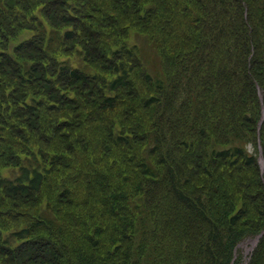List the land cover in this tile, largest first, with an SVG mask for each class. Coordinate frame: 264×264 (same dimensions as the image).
<instances>
[{
  "label": "rangeland",
  "instance_id": "rangeland-1",
  "mask_svg": "<svg viewBox=\"0 0 264 264\" xmlns=\"http://www.w3.org/2000/svg\"><path fill=\"white\" fill-rule=\"evenodd\" d=\"M49 1L0 0V30H7L0 50L12 69L6 67V79L17 73L24 75L35 62L40 65L37 49L17 52L16 48L25 45L32 33L42 37L41 22L49 34L52 29L61 35L69 29ZM61 1L72 14L80 10L78 0ZM126 1L127 12L114 6L109 17L117 21L111 27L120 24L119 42L135 48L138 57L131 61L135 73L131 86L118 94L115 108L102 109L99 97L85 98L79 95L81 88H74L67 94L75 97V102L63 100L57 110L50 109L57 93L43 89L47 87L43 78H50L47 72H38L30 83L18 79L6 87L17 111L6 104L10 113L0 120V127L3 120L11 122V130L6 124L2 131L10 144L0 141V177L14 178L21 164L33 155L43 169L44 182L40 192L32 196H0V264H196L201 238L191 230L187 210L175 205L166 189L169 168L181 176L177 178L189 194L207 199L210 216L218 225H226L231 215L250 203V220L231 241L225 264L248 260L259 243L254 246L252 241L264 228L251 240L245 236L252 231L249 223L264 225V215H257V201L261 195L264 198V0ZM102 2L95 0L93 4ZM184 4L188 15L177 16V9ZM148 7L156 11V17L169 19L166 31H160L164 29L157 28L155 20L131 22V13L148 16ZM172 10L176 13L169 15ZM94 13L89 9L84 12ZM95 17L83 21L98 33L102 20L98 12ZM146 27L162 33L150 41ZM104 31L107 33L106 28ZM43 38L40 46L45 48L49 35ZM119 42L110 41L114 44L111 49ZM63 46L57 50L58 60H81L77 54L66 56L69 47ZM3 59L0 57L1 63ZM122 59L126 57L116 60ZM105 64L108 67L109 63ZM96 65L88 67L91 78L110 81L115 77ZM146 72L163 79V95L141 78ZM94 88L101 86L95 83ZM159 95L158 103L145 106L149 97ZM39 100L45 102L39 114L16 118L25 112L19 111L23 103L35 105ZM15 126L18 128L12 129ZM156 130L164 144L147 157L146 151L157 141L151 135ZM117 135L132 137L133 146L114 145L111 138ZM235 145L254 157L252 167L241 161L233 166L231 160L212 165L202 156L206 151ZM144 160L159 178L145 177L140 167ZM40 216L51 217L63 228L55 245L49 241H55L56 235L49 230H37L27 241L11 237ZM45 240L49 248L43 245ZM5 242L23 246L25 252L21 248L11 261L1 250ZM40 244L46 254L34 259L26 247L32 246L36 253Z\"/></svg>",
  "mask_w": 264,
  "mask_h": 264
},
{
  "label": "trees",
  "instance_id": "trees-1",
  "mask_svg": "<svg viewBox=\"0 0 264 264\" xmlns=\"http://www.w3.org/2000/svg\"><path fill=\"white\" fill-rule=\"evenodd\" d=\"M45 2L46 0H42ZM95 0H78L80 4V10L75 12L76 14H72L69 8H66L65 3L61 0H50L51 8L54 9L55 12L59 13L61 17V22L69 27L66 30L65 34H59L55 29H52V33L49 34L50 31H47L46 25L41 22V34L42 37L39 38V34L32 33V37L28 39L29 41L25 45H18L17 52L22 50H36L38 59L37 61L40 65L32 64L31 67L27 68L24 72V75L21 74H13V79H6L7 77V69L12 70L11 67L7 64L10 63L9 59L5 57L4 52L0 50V57L4 58L3 63L0 62V75L3 77L0 78L2 84H0V120L3 115L10 110V106L6 104L12 105V111L16 110V101L11 98V92L9 93L6 89L7 85L12 83L11 81H17L20 79L22 83H30L33 80V76H35L38 72L41 74L43 72H47L50 75V78L45 80L47 83V87L43 89H47L50 92L57 93L54 96L55 100H51V104L49 105L50 109L57 110L59 108L60 103L64 102L67 104H72L77 99L75 97H70L67 94L68 89L81 88L82 91L79 95L85 96V98H93L99 97L100 104L102 109H113L119 103L118 94H124L126 90L131 86V79L134 78V68L132 62L134 58L138 57L137 51L134 49H130L127 45L120 43L117 38V33L119 32V28H121L120 24L111 27V24L114 21H117L115 18L109 17L114 12L115 5L117 7L120 6V9L124 8L126 12L128 8H126L127 1L126 0H103L102 3H94ZM153 2H157V0H152ZM185 1V0H179ZM186 2V1H185ZM69 4L68 2H66ZM46 7V5H43ZM74 8V7H72ZM94 11V15L87 14L84 12L86 10ZM2 10V5L0 4V11ZM76 10V9H73ZM148 16H144L140 12L131 13L129 16L131 22H151L153 20L156 21L157 28L162 27L164 30L159 29L160 31L167 30V24L169 19H163L156 17V11L152 10V8L145 9ZM96 12H98L101 16L102 22L99 23L98 28L101 32H94L90 27H86V23L83 21L84 19H90L93 21ZM109 12V15L106 14ZM176 11H168L169 15H174ZM177 16L183 14L187 16L189 10L187 6L180 5V8L177 9ZM108 15V16H107ZM71 16V17H68ZM106 19V22L104 23ZM237 22V20H235ZM242 25L245 26V22L242 21ZM104 28L107 29V33H105ZM147 31L146 35L148 36L150 41H153L155 38L159 37L162 32L156 31L157 28L154 27H146ZM7 30H0L1 39L7 38L5 34ZM46 33L49 35V43L45 48H42L44 36ZM43 38V39H42ZM106 39V42L103 43L102 39ZM42 39L41 41H39ZM31 41V42H30ZM112 41L114 44L119 42L118 47L114 50L111 47L114 45L110 44ZM39 42V43H38ZM40 43L42 46H40ZM56 45V47H53ZM65 45L69 47V50L66 49L67 55L77 54L81 60L74 62H70L67 58L58 60L57 59V50L58 48H62ZM45 49H48L47 54ZM100 49H103L101 52ZM80 50V51H78ZM43 53H42V52ZM16 52V53H17ZM104 52L106 54H104ZM35 54V52H32ZM121 56H125L126 59H119ZM30 57V56H28ZM48 58L53 62L45 59ZM115 58V59H114ZM102 59V60H101ZM48 62L50 64L47 66L45 63ZM131 63V67L127 66L128 63ZM105 63H109L108 67ZM96 64H99L101 68H104L106 71L111 74H115V77L110 80H100L98 78H91V73L88 71V67H95ZM7 67V69H6ZM145 83L148 84L151 88L157 90L160 95H163L166 91L164 88L163 79H156L150 73H145L144 77ZM94 79V80H93ZM95 83L101 86L100 88L91 89ZM64 87L61 89L60 87ZM69 87V88H66ZM49 88V89H48ZM160 95L158 97L151 96L146 102L145 106L150 107L159 102ZM19 103V102H18ZM23 110L21 108L19 111H25L23 114H18L16 118H26L27 116H33L34 114H39L42 111V108L45 106V102L43 100L37 101L35 105H25L23 103ZM6 106V107H5ZM4 111V113L2 112ZM6 111V112H5ZM10 113V112H8ZM9 114V118L12 117ZM37 116V115H36ZM40 119V115L37 116ZM25 120V119H24ZM26 121H24L25 123ZM11 122L2 121L3 127H0V141L7 142L8 139L3 138L2 131L5 130V125L8 124L7 129H9V124ZM23 123V124H24ZM13 126V125H12ZM18 128L17 126L12 129ZM11 130V129H9ZM202 132L205 133L204 130ZM224 134V132H222ZM155 139L154 145L146 151V156L148 157L150 153H155L159 148V146L164 144V138L161 137V133L156 130L152 132ZM206 135V133H205ZM229 136L233 137L229 134ZM233 139H239V136L233 137ZM111 142L116 145H125L126 148L130 149L133 146V140L130 136H120L111 138ZM3 153V151H0ZM202 156H204L212 165L219 163L220 161L231 160V164L236 166L239 161L241 164L246 167H252L255 164V159L253 156H250L241 146H233L226 149H212L211 151H206ZM145 159V158H144ZM169 159V158H168ZM37 157H31V160L28 159L21 164L18 175L12 179L1 178L0 177V196L7 197H16V196H32L40 192L41 186L44 182V174L43 169L39 167L37 163ZM164 160V159H163ZM143 174L145 177L150 179L159 178L158 172L153 168L152 165L148 163V161H142L140 165ZM206 174L209 172L206 170ZM168 180L166 181V189L172 195V201L175 205H179L182 209L187 210V222L193 230L200 238L201 244L199 246V250L197 252V262L196 264H225L231 241L236 237L237 231L249 222L248 211L250 207V203L244 204L238 212L231 215L228 218V223L226 225H218L216 224L209 213V207L207 199L203 196L192 195L187 192V187H184L183 182L177 177H181L176 175L173 172L172 168L167 170ZM167 178V176H166ZM161 189V188H160ZM64 195H69V191H62ZM261 195V193H260ZM258 203V216L264 215V198L261 195L257 201ZM249 229L252 231L248 233V239H253L255 234L264 228V225H260L258 221L251 222L248 224ZM253 228V229H252ZM63 228L61 226H56L55 220L51 217L40 216L36 221L31 224L30 227H25L17 232H14L11 237L19 238L22 240H30L32 234L37 230H49L52 231L56 235L55 241H49L52 246L57 243V240L63 236ZM144 232V231H143ZM244 237V238H245ZM93 242L94 246H98L97 241H94L92 238H89ZM47 240L43 241L44 246H50ZM30 244V241H29ZM42 244L38 246L36 253H33L32 246L26 247L27 252L32 253V258L37 259L38 257L44 256L46 254ZM2 251L6 252V255H9L10 260L12 261L16 256L17 252L23 248V246L13 247L10 245V242H5L1 244ZM24 252L25 249L23 248ZM66 253V251L64 252ZM234 264H264V234L260 238L259 243L252 251L251 256L248 260L239 259Z\"/></svg>",
  "mask_w": 264,
  "mask_h": 264
},
{
  "label": "water",
  "instance_id": "water-1",
  "mask_svg": "<svg viewBox=\"0 0 264 264\" xmlns=\"http://www.w3.org/2000/svg\"><path fill=\"white\" fill-rule=\"evenodd\" d=\"M263 234H264V231L261 232V234H259V235L255 238V240L253 241V245H254V246L257 244L259 238H260Z\"/></svg>",
  "mask_w": 264,
  "mask_h": 264
}]
</instances>
